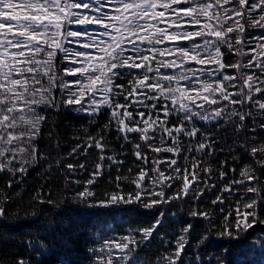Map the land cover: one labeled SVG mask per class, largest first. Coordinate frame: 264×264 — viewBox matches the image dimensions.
<instances>
[{
	"label": "trees",
	"instance_id": "1",
	"mask_svg": "<svg viewBox=\"0 0 264 264\" xmlns=\"http://www.w3.org/2000/svg\"><path fill=\"white\" fill-rule=\"evenodd\" d=\"M30 1L59 11L0 10L19 23L7 37L20 55L0 56V75L29 77L25 95L38 97L29 164L0 159V264H264V224L217 230L252 193L264 199V15L252 0L234 29L219 0H178L199 31L176 40L161 18L146 35L134 24L151 0H118L114 30L74 17L75 1L100 0ZM123 233L138 236L126 258L100 260L97 244Z\"/></svg>",
	"mask_w": 264,
	"mask_h": 264
},
{
	"label": "rangeland",
	"instance_id": "2",
	"mask_svg": "<svg viewBox=\"0 0 264 264\" xmlns=\"http://www.w3.org/2000/svg\"><path fill=\"white\" fill-rule=\"evenodd\" d=\"M178 0H151V5L143 11V17L135 18V25H146L144 29H140V32L144 35L148 34L150 29L158 25V18L164 20V26L160 28L161 34L169 36L170 39L176 40L183 36H189L199 31L197 19V10L193 8H184L174 5ZM225 18L230 25V29H234L240 22L241 6L247 0H219ZM262 0H252L253 16L264 15V12L258 13L254 9L257 8L258 3ZM123 7H119L118 0H100L95 8L86 7L83 2H74V17L83 18L91 17L99 18L102 20L103 27H108L110 30L118 28V25L113 23L111 14L115 11L123 10ZM209 7L207 11H212ZM0 10L2 14H9L14 19L19 18L20 15L26 16L28 13H44L49 16H55L57 13V7L55 5H49L44 9L37 8L35 3L30 0H0ZM39 10V11H37ZM59 11V10H58ZM158 14V15H156ZM32 16V15H31ZM141 22V23H140ZM167 24V25H166ZM19 26L16 20L6 21L0 18V56L13 59L18 64L19 51L10 46V43L15 41L8 38V32L13 27ZM105 36H111L112 32L103 30ZM37 34H43L38 32ZM79 34L72 32V41L79 39ZM94 39L95 37L92 36ZM9 39V41H7ZM9 42V43H7ZM68 56L70 54V45L68 47ZM76 66H73L75 70ZM98 73V72H97ZM95 73L93 79L89 81H82L84 88H86L91 81L95 82L100 78L101 73ZM22 76L12 75H0V159L11 171H22L26 168L27 163L30 162L31 150L29 149L28 139L33 137L35 132L34 117L31 112V103L38 97L32 93L28 96L25 95L26 86L23 82L30 79L27 77L24 81H21ZM72 84H80L79 80H75ZM21 87V88H20ZM258 84H255V88ZM83 90V89H81ZM78 88L73 89L71 96H78ZM254 192V189L251 190ZM238 211L230 213L225 224L217 225L219 233H235L236 228L243 226L250 227L257 222L264 224V199L262 203H258V199L255 193L249 195V197L240 202ZM259 218V220H257ZM138 239V236L131 233H123L117 237H109L101 240L97 245L102 248L105 254L100 260L105 257L111 258H126L125 248ZM259 242L264 246V239H260ZM116 248H120L117 250ZM177 254H172V260L176 259Z\"/></svg>",
	"mask_w": 264,
	"mask_h": 264
}]
</instances>
